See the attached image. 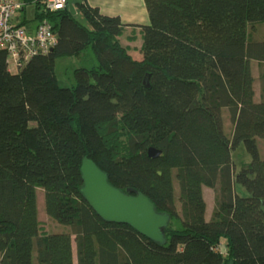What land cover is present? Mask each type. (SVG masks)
<instances>
[{"label": "trees", "instance_id": "trees-1", "mask_svg": "<svg viewBox=\"0 0 264 264\" xmlns=\"http://www.w3.org/2000/svg\"><path fill=\"white\" fill-rule=\"evenodd\" d=\"M23 1L36 10L20 25L46 17L57 42L15 71L0 50V264H75L73 236L77 264H264V0H145L142 60L121 44L120 18L87 0L75 14ZM89 48L97 64L61 86L57 59ZM86 156L171 215L165 245L95 213L80 191ZM204 186L216 191L211 219ZM38 188L69 232H41Z\"/></svg>", "mask_w": 264, "mask_h": 264}, {"label": "water", "instance_id": "water-1", "mask_svg": "<svg viewBox=\"0 0 264 264\" xmlns=\"http://www.w3.org/2000/svg\"><path fill=\"white\" fill-rule=\"evenodd\" d=\"M67 0L70 11L75 14V2ZM35 6L26 11L34 16ZM162 151L155 147L148 149L151 158H157ZM81 194L95 213L105 222L122 223L131 226L143 236L165 245V229L171 222V215L159 211L153 201L143 192L129 187L122 190L109 181L108 174L95 161L84 157L81 165ZM229 264H234L230 261Z\"/></svg>", "mask_w": 264, "mask_h": 264}, {"label": "built area", "instance_id": "built-area-1", "mask_svg": "<svg viewBox=\"0 0 264 264\" xmlns=\"http://www.w3.org/2000/svg\"><path fill=\"white\" fill-rule=\"evenodd\" d=\"M42 13L62 10L67 0H43ZM25 8L23 0H0V50L7 53L10 67L18 68L31 57L48 53L57 42V35L48 18L37 21L34 30L13 22L16 14Z\"/></svg>", "mask_w": 264, "mask_h": 264}, {"label": "crops", "instance_id": "crops-1", "mask_svg": "<svg viewBox=\"0 0 264 264\" xmlns=\"http://www.w3.org/2000/svg\"><path fill=\"white\" fill-rule=\"evenodd\" d=\"M87 3L99 9V11L108 16L119 17L124 24L122 33L119 36L121 44L127 48L129 54L135 60H142V45H143V26L150 23L149 14L146 8L145 0H87ZM76 9V8H75ZM34 16L29 15L27 11H19L13 22L21 24L24 22L25 18L33 19ZM26 24L31 30H34L37 22ZM253 74L255 77V100H261V85L259 81V63L253 61L252 65ZM255 67L257 69H255ZM261 155L264 157V141L262 139L258 140ZM243 159H248L246 153ZM216 191L212 188L204 186V196L206 199V190ZM207 202V201H206ZM215 207V206H214ZM214 211V209H213ZM213 211H210L207 202L206 218L211 219ZM224 240V239H223Z\"/></svg>", "mask_w": 264, "mask_h": 264}, {"label": "rangeland", "instance_id": "rangeland-1", "mask_svg": "<svg viewBox=\"0 0 264 264\" xmlns=\"http://www.w3.org/2000/svg\"><path fill=\"white\" fill-rule=\"evenodd\" d=\"M76 18L83 24H87L84 16L81 13L78 12L76 14ZM96 64H97V60L91 48L87 49L82 55L79 56L59 57L56 61V66H55V73L59 84L63 87H71L75 85L76 82L73 74L74 70L78 67H92ZM12 69L13 71H15V68ZM255 69L257 68L255 67ZM223 117L225 123V131L228 133L232 130V123L228 115V110L226 109L223 110ZM245 153L246 152L243 145L239 146L238 149L235 151L234 157L238 164H240L241 161L246 160L243 159ZM175 189H176L177 207L180 211L181 204L179 201V186L177 181H175ZM206 191L207 193L205 200L208 202L210 211L211 210L213 211L216 201V194L215 192L208 189ZM37 202H38V219L40 222L41 232L43 234L70 231V228L68 226L58 223L57 221L53 220L47 215L45 210L44 192L41 188L37 189ZM220 249L223 253L226 252L224 240L222 241ZM73 254H74V262L75 264H77V249H76L74 236H73Z\"/></svg>", "mask_w": 264, "mask_h": 264}]
</instances>
